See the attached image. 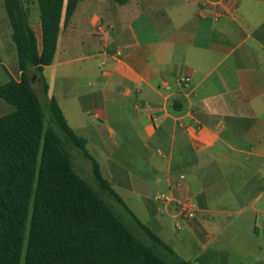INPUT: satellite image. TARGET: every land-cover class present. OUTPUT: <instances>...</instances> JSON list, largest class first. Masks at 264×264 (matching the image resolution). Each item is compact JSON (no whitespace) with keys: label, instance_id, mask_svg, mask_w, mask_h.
Segmentation results:
<instances>
[{"label":"crops","instance_id":"obj_1","mask_svg":"<svg viewBox=\"0 0 264 264\" xmlns=\"http://www.w3.org/2000/svg\"><path fill=\"white\" fill-rule=\"evenodd\" d=\"M24 5L41 50L38 2ZM0 67V86L20 82L4 0ZM31 79L184 263L264 264V0H81ZM3 102L0 117L14 111Z\"/></svg>","mask_w":264,"mask_h":264},{"label":"trees","instance_id":"obj_2","mask_svg":"<svg viewBox=\"0 0 264 264\" xmlns=\"http://www.w3.org/2000/svg\"><path fill=\"white\" fill-rule=\"evenodd\" d=\"M80 1L37 0L40 50L24 0H4L22 78L0 86V98L14 108L0 117V264H186L104 180L57 101L33 87L31 72L53 64L63 15L69 22ZM69 147L92 162L96 187L75 168Z\"/></svg>","mask_w":264,"mask_h":264},{"label":"rangeland","instance_id":"obj_3","mask_svg":"<svg viewBox=\"0 0 264 264\" xmlns=\"http://www.w3.org/2000/svg\"><path fill=\"white\" fill-rule=\"evenodd\" d=\"M37 12L38 14L39 12V8L37 5ZM1 68V67H0ZM35 91L38 93V95L43 99L44 95H43V90H40L38 92V86H34ZM40 93V94H39ZM4 106L6 108H9V105L5 102H3ZM4 109V108H3ZM6 114V113H5ZM68 150L71 152L72 156H73V161L75 164V168L79 171V173L81 175H83V177L85 179H87V181H89V183H91L94 187H96V183H95V179H94V174H93V166H92V162L89 161L88 159L84 158L83 155L81 154V152L74 148V147H69ZM113 206L114 209L116 211V213L123 218V220L132 227V229H137L136 225L133 223L131 216L129 215V213L123 209L122 207H120L119 205L115 204L114 202ZM137 232V230H135ZM138 235V234H137ZM25 252H26V247L24 249V256H25Z\"/></svg>","mask_w":264,"mask_h":264},{"label":"built area","instance_id":"obj_4","mask_svg":"<svg viewBox=\"0 0 264 264\" xmlns=\"http://www.w3.org/2000/svg\"><path fill=\"white\" fill-rule=\"evenodd\" d=\"M162 200L165 202V204L174 206L177 216L185 221L192 220L196 215V205L191 200L170 201L165 195H162ZM177 228L181 229V226H177Z\"/></svg>","mask_w":264,"mask_h":264}]
</instances>
